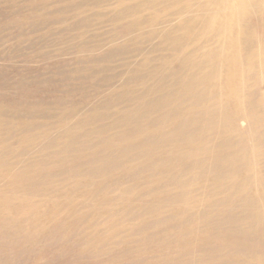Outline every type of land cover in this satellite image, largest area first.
<instances>
[{
	"label": "rangeland",
	"instance_id": "obj_1",
	"mask_svg": "<svg viewBox=\"0 0 264 264\" xmlns=\"http://www.w3.org/2000/svg\"><path fill=\"white\" fill-rule=\"evenodd\" d=\"M183 3L0 0V193L15 196H0V264H184L186 243L202 241L186 235L191 225L172 209L142 214L162 199L156 187L163 176L112 159L116 150L96 137L106 128L113 133L106 143L116 142L138 124L127 119L129 111L167 92L179 65L162 34L178 29L185 43L194 37L190 21L199 7ZM219 4L215 11L225 7ZM215 15L210 30L220 32L226 20ZM248 22L264 31V23ZM223 83L215 92L232 98ZM237 119L238 142L255 146L250 121ZM78 133L87 149L79 144L74 158ZM107 160L105 173L95 175Z\"/></svg>",
	"mask_w": 264,
	"mask_h": 264
},
{
	"label": "bare ground",
	"instance_id": "obj_2",
	"mask_svg": "<svg viewBox=\"0 0 264 264\" xmlns=\"http://www.w3.org/2000/svg\"><path fill=\"white\" fill-rule=\"evenodd\" d=\"M183 1L192 3L191 10L201 9L192 11L196 14L190 21L189 31L194 36L190 43L181 39L178 29L162 34L166 37L164 45L168 44V52L174 54L179 65L167 92L165 87L160 97L150 98L141 112L129 111L127 119L138 124L121 131L116 142L106 143L113 134L106 128L95 129L96 137L104 146L116 150L112 159L131 167L140 164L139 174L163 176L164 181L156 187L162 199L145 205L141 213L161 216L172 209L178 219L191 225L187 236L190 231L201 236L198 245L186 243L180 261L264 264V31L248 22L254 19L257 26L264 23V0ZM218 2L217 8L225 7L215 11ZM218 13L226 22L220 26L222 31L217 28L212 32V19ZM222 82L228 85L232 98L224 100L220 91L215 92V83ZM240 115L251 123L250 130L257 139L255 146L238 142L236 122ZM101 118L107 116L97 119V126ZM81 137L75 134L70 145L74 147V158L79 144L87 149ZM218 139L223 145L214 149L212 143ZM108 161L100 171L97 168L92 172L104 174L111 164ZM45 168L49 169V165ZM47 172L43 178L48 177ZM152 178L155 175L147 179ZM0 196L3 202L15 197L3 193ZM193 198H199V206Z\"/></svg>",
	"mask_w": 264,
	"mask_h": 264
}]
</instances>
